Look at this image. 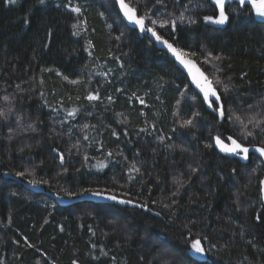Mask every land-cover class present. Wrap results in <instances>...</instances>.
Returning a JSON list of instances; mask_svg holds the SVG:
<instances>
[{
  "label": "trees",
  "instance_id": "16d2710c",
  "mask_svg": "<svg viewBox=\"0 0 264 264\" xmlns=\"http://www.w3.org/2000/svg\"><path fill=\"white\" fill-rule=\"evenodd\" d=\"M126 1L197 61L224 115L114 0H0V109L12 110L0 118V264H264L263 163L213 145L264 147V23L239 0L225 1L223 25L204 19L219 15L212 0ZM26 183L139 206H59Z\"/></svg>",
  "mask_w": 264,
  "mask_h": 264
},
{
  "label": "snow or ice",
  "instance_id": "6c2138e0",
  "mask_svg": "<svg viewBox=\"0 0 264 264\" xmlns=\"http://www.w3.org/2000/svg\"><path fill=\"white\" fill-rule=\"evenodd\" d=\"M9 2L14 4V3H16V0H9ZM117 2L119 3V6H120L121 10L123 11L124 16L127 18V20L131 24L138 26L139 30L141 32L151 33V36L154 37L156 41L164 44L168 48V50L175 56L176 60L179 61V63L182 64L185 68H187L189 74L192 77L193 83L196 85V87L199 89V91L203 94L204 102L207 103L209 108H213L215 111L219 112L220 116H223L224 115V107H223V104L220 103L221 96L217 92L216 88L214 87L213 80L209 79V77L205 74V72L202 71L199 67H197L194 60L186 58L189 56V53H186L182 49L174 47L172 43H169L168 40L164 39V37L161 36L154 28L147 27L145 21H146V19H150V18L147 17V15L138 16L137 15V9L135 7L130 6L129 3H126V0H117ZM157 2H160V0H157ZM212 2L219 9V15L216 17L206 16V17H204V19L206 21H211L212 23H215V24L223 25L228 20V16L225 13V0H212ZM38 3L43 5L45 3V0H38ZM239 3L241 5H244L245 3L250 4L252 9L255 12V15L264 19V0H239ZM66 7H69L70 11L75 12V13H79L81 11V9L79 7L71 6L70 3H69V5H66ZM101 15H103V14H101ZM180 19L183 20L182 14H181ZM168 23H171L172 27L175 28V21L174 20L173 21H160L159 26L161 28H163ZM151 24L156 25L157 20L151 19ZM73 28H77V25L74 24ZM73 34L78 35L77 32H74ZM190 55L195 56V53H191ZM215 59H219V57H216ZM204 62L210 63V61L207 57L205 58ZM216 71H219V69H216ZM64 79L67 80L68 77L65 76ZM71 83H77V81L73 80V81H71ZM215 83H217V84L221 83L219 77L216 78ZM224 89H225V91H227L228 86L224 85ZM8 99L9 98L7 96L4 97L5 101H8ZM87 99L89 101L96 100V99H98V96L89 94ZM140 102L143 103V100H141ZM11 111H12L11 108L8 109V112H5L4 110L0 109V118H3L6 120L8 118V115L11 113ZM69 115L74 116L75 112L74 111L69 112ZM229 118L231 119V117H229ZM237 119L239 120L240 118L237 117ZM241 123H243V121H241ZM249 123H252V121H249ZM192 124H193L192 120H187L184 122L182 127L191 126ZM243 126L247 130L248 125L244 124ZM253 126L255 128H259L261 132H264V128H261L259 123H256ZM85 127H87V126H85ZM253 135H254V133L252 131H246L245 139H247L248 137H251ZM228 140L231 141L230 145L225 144L224 141L219 136L215 137L216 145L220 147L221 151H224V152L230 153V154H234L237 156L242 155V158L245 160H247L249 158V152H250L249 147L238 142L236 139H233L232 137H228ZM254 150L257 153H259L260 156H264V147H255ZM109 155H111V154H109ZM62 159H63V157L61 156V160ZM132 170L137 171V172L139 171V169H137L135 167H133ZM18 175H20V174L18 173ZM262 183H264V182H262ZM91 194L94 196H102L103 195V193H101L99 191L92 192ZM107 199L117 200V197L115 195H109V196H107ZM119 202L120 203H128V204L133 203L130 200H128V201L120 200ZM140 206L146 207V205H140ZM257 219H259V217H257ZM191 247L195 253L202 255L205 252V249L202 247L200 240L194 241ZM73 264H76V262L74 261Z\"/></svg>",
  "mask_w": 264,
  "mask_h": 264
},
{
  "label": "water",
  "instance_id": "95a60500",
  "mask_svg": "<svg viewBox=\"0 0 264 264\" xmlns=\"http://www.w3.org/2000/svg\"><path fill=\"white\" fill-rule=\"evenodd\" d=\"M114 1H115V3H116L117 9H118V11H119V13H120V15H121L123 21L125 22V24H126L128 27L137 30L139 36L142 37V36L146 35V36H147V37H148V38L154 43V45L156 46V48H158V49L163 50L164 52H166L167 55H168V57H169L170 59H172V60L174 61L175 65H176V66H177V67H178V68H179V69H180V70L186 75V77L188 78V81H189L190 85H191L192 88H193V89H194V90H195V91H196V92L202 97V100H203V102H204L203 94L199 91V89H198V88L196 87V85L193 83V81H192V77H191V75L189 74L187 68H185L182 64L179 63V61L176 60L175 56H174V55L168 50V48H167L164 44H162V43L156 41L155 38L151 36V33H149V32H141V31L139 30V27H138V26L131 24V23L127 20V18L124 16L123 11L121 10V8H120L119 3L117 2V0H114ZM126 3H127V1H126ZM245 4H247V5H249V6L251 7L250 4H248V3H245ZM130 6H131V5H130ZM251 8H252V7H251ZM253 11H254V10H253ZM137 15H138V14H137ZM138 16H139V15H138ZM256 17H257V20H258V21L264 23V19H262V18H260V17H258V16H256ZM145 23H146V21H145ZM146 26H147V27H150V26L147 25V23H146ZM164 39H166V38H164ZM166 40H168V39H166ZM168 42H169V43H172L174 47L178 48V47H177L172 41L168 40ZM186 58H189V59L194 60L193 58H191V57H189V56L186 57ZM194 61H195V60H194ZM195 63H196V65H197V67H199L202 71H204V70L200 67V65L197 63V61H195ZM204 72H205V71H204ZM205 74H206V73H205ZM206 75H207V74H206ZM207 76H208V75H207ZM209 79H210V78H209ZM216 90H217V89H216ZM217 92H218V90H217ZM218 93H219V92H218ZM213 99H214V98H213ZM220 103H221V101H220ZM204 104H205V106H206V108H207L208 110H214L213 108H209L208 105H207V103L204 102ZM215 137H217V135L213 136V145H214V147L216 148V150H217L221 155L229 156V157H236V158H238V159H239L240 161H242V162H248V161H249V158H248L247 160L243 159V158H242V155H241V156H237V155H234V154H230V153H226V152H224V151H221L220 147L216 145ZM228 137H230V136H227L225 139H223V138H221V137H220V138L224 141L225 144L230 145V144H231V141L228 140ZM233 139H234V138H233ZM245 146L249 147V149H250L249 157H250L251 154L256 155V156L261 160V162H262L263 165H264V156H260V154L257 153V152L254 150L255 147H262V146H259V145H245ZM262 182H264V175H263L262 180H261V188H260V191H261V198H262V202H263V204H264V183H262ZM25 186L28 187V189H30V190H32V191H34V192H36V193H45V194H47L48 196H50L51 198H53V199L55 200V202H56L58 205H60V206H68V205H71V204H73V203L82 202V201H91V202H94V203H114V204H121V205H131V206L136 205V206H139V205L136 204V203H131V204H128V203H120V202H119L120 200H125V201H128V200H127V199H124V198H121V197H118V196H116V197H117V200H110V199H107V196H109V195H113V194L108 193V192H103V191H99V192L103 193L102 196H94V195H92L91 193H92V192H97V190H89V191H86V192H84V193H82V194H80V195H77V196L65 197V196L59 195V194H57V193H55V192L46 191L41 185L36 184V183H26Z\"/></svg>",
  "mask_w": 264,
  "mask_h": 264
},
{
  "label": "bare ground",
  "instance_id": "6f19581e",
  "mask_svg": "<svg viewBox=\"0 0 264 264\" xmlns=\"http://www.w3.org/2000/svg\"><path fill=\"white\" fill-rule=\"evenodd\" d=\"M257 18V17H256ZM163 51V50H162ZM166 53V52H165ZM167 54V53H166ZM168 56V55H167ZM189 82V81H188ZM229 157V156H228ZM264 166V165H263ZM28 188V187H27ZM261 192V191H260ZM261 195V194H260ZM261 197V196H260ZM60 206V205H59ZM129 206V205H128Z\"/></svg>",
  "mask_w": 264,
  "mask_h": 264
},
{
  "label": "rangeland",
  "instance_id": "374dc122",
  "mask_svg": "<svg viewBox=\"0 0 264 264\" xmlns=\"http://www.w3.org/2000/svg\"><path fill=\"white\" fill-rule=\"evenodd\" d=\"M225 1H229V0H225ZM207 22H210V23H212L211 21H207ZM212 24H215V23H212Z\"/></svg>",
  "mask_w": 264,
  "mask_h": 264
}]
</instances>
